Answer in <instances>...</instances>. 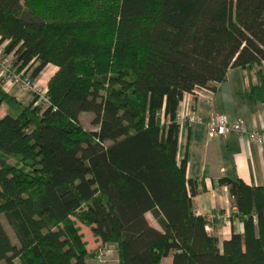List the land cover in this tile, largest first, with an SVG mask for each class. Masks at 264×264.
I'll return each mask as SVG.
<instances>
[{"label": "trees", "instance_id": "16d2710c", "mask_svg": "<svg viewBox=\"0 0 264 264\" xmlns=\"http://www.w3.org/2000/svg\"><path fill=\"white\" fill-rule=\"evenodd\" d=\"M86 7L63 1L51 17L47 1L0 0V43L18 71L35 80L57 67L47 102L35 105V95L16 116L0 114V264H98L77 222L115 244L117 264H160L169 254L172 264H264V186L219 179L244 224L219 247L194 213L186 160H176L183 94L213 88L231 67L264 63V0ZM252 93L264 102L263 75ZM2 103L20 106L0 85Z\"/></svg>", "mask_w": 264, "mask_h": 264}, {"label": "crops", "instance_id": "0c3cea01", "mask_svg": "<svg viewBox=\"0 0 264 264\" xmlns=\"http://www.w3.org/2000/svg\"><path fill=\"white\" fill-rule=\"evenodd\" d=\"M45 70H48V74L47 78L42 80L45 84L44 91L47 90L48 80L57 67L53 64L46 65L35 80L40 82L43 78L41 74ZM260 74L264 76V63L231 67L227 70L225 78L215 83L213 88H198L194 92L184 93L177 107L178 119L188 114L199 119L193 124L178 121L176 160L178 163L182 159L186 160V178L193 181L196 189V194L192 197L194 213L206 219L216 213L227 216L226 222L216 219L207 222L206 230L218 239L219 247L232 233H242L244 230L242 218L234 206L228 186L220 184L219 179H239L249 186H264V148L234 132L225 136L209 137L206 121L212 115L224 114L230 121L243 120L249 130H264V102L257 100L252 93ZM0 85L5 92L19 101L20 106L27 105L22 99H18L17 87L12 88V85L3 80H0ZM26 94L30 95L29 92ZM8 108L2 103L0 114L8 113ZM145 217L150 225L161 229L151 212H146ZM81 225L83 224L77 222L79 229ZM92 239V242H89L83 238L86 241V249L91 254L90 258L92 259L100 248L106 253L107 261L104 264H117L115 244H102L93 236ZM97 247V250L93 249ZM114 258L115 261H110ZM160 264H172V255L162 258Z\"/></svg>", "mask_w": 264, "mask_h": 264}, {"label": "built area", "instance_id": "2783aa9c", "mask_svg": "<svg viewBox=\"0 0 264 264\" xmlns=\"http://www.w3.org/2000/svg\"><path fill=\"white\" fill-rule=\"evenodd\" d=\"M5 42L0 43V80L7 82L8 84L17 87L19 90L27 93L33 92L38 96L35 105L40 102H47L45 97V92H41L40 86L35 80H32L29 73H25L23 70L18 71L16 65L13 63V59L10 58L11 54H6L4 52ZM43 93V94H41ZM185 121L187 123L193 124L199 119H197L192 114H188L185 117L177 118V122ZM207 135L213 137L216 135L225 136L230 132L236 133L240 137H245L249 141L260 144L264 148V130H249L246 128L243 120L237 119L235 121H230L224 114H215L209 117L206 121ZM227 221V216L224 214H212L209 215L206 221ZM207 226V224H206ZM105 250L98 251L94 257V262L98 264L105 263Z\"/></svg>", "mask_w": 264, "mask_h": 264}, {"label": "rangeland", "instance_id": "374dc122", "mask_svg": "<svg viewBox=\"0 0 264 264\" xmlns=\"http://www.w3.org/2000/svg\"><path fill=\"white\" fill-rule=\"evenodd\" d=\"M45 2L47 1V8H46V12H47V9L49 8V7H52V6H57V7H60L61 6V4L63 3V1L64 2H67V1H69V0H44ZM105 1H114V0H70V6H73V7H75L74 9L75 10H78V6L79 5H81V4H85L87 7H88V9H90V8H92V7H94V6H96V5H98L99 3H103V2H105ZM86 7V8H87ZM87 9V10H88ZM86 10V11H87ZM51 17H57V16H59V15H56V11L54 12L53 10H51L50 9V11L49 12H47ZM4 47H5V45H4ZM10 58L11 59H13V57L12 56H10ZM48 72V70L46 71H44L43 72V74H41V76H43V78H41V81L39 82V81H37V80H35L36 81V83L40 86V90H41V92H44V83L42 82V80L44 81V79L45 78H47V73ZM12 88L14 87V86H11ZM28 93V92H27ZM16 94H17V97H18V99H22L23 101H24V103H29L32 99H33V97L36 95V94H34L33 92H29V94L30 95H28V96H26L27 94L25 93V92H23V91H21V90H18V92H16ZM41 94H43V93H41ZM30 99V101H27V100H29ZM39 104V103H38ZM37 104V105H38ZM10 108V109H9ZM8 108V110H9V114H11V115H13V116H16L18 113H19V111L21 110V106H13V107H9ZM1 112V111H0ZM91 118H92V114H90V113H82L81 115H80V122H81V124H82V126L86 129V130H95L96 129V126L95 125H93L92 123H91ZM1 158V157H0ZM4 162L5 163H9V164H19L20 162H19V160L16 158V157H7V159H4ZM3 223H4V225H5V227H6V229H7V231H8V233H9V235H10V238H11V240L13 241V242H16V239H15V236H14V232H13V230H12V228L6 223V221L4 220V218H3ZM89 227H84V225H81V227H80V229H81V234H82V236H83V238L85 239V240H87V241H89V242H92V236L93 237H95L93 234H92V232L90 231V229H88ZM84 240V241H85ZM85 243H86V241H85ZM94 250L96 249H98V247L97 248H93ZM101 249L99 248L98 250H97V252L98 251H100ZM110 256H112V255H110ZM107 260H105V262H106ZM110 261H115V258L114 259H110Z\"/></svg>", "mask_w": 264, "mask_h": 264}]
</instances>
